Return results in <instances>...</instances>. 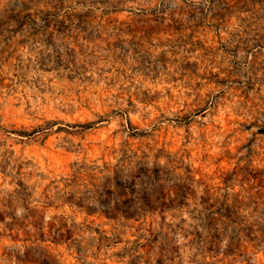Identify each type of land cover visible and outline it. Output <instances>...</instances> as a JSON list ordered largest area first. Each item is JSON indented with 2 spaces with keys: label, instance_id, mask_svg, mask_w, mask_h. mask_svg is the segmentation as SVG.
Segmentation results:
<instances>
[{
  "label": "rangeland",
  "instance_id": "obj_1",
  "mask_svg": "<svg viewBox=\"0 0 264 264\" xmlns=\"http://www.w3.org/2000/svg\"><path fill=\"white\" fill-rule=\"evenodd\" d=\"M259 216L264 0H0V264H264Z\"/></svg>",
  "mask_w": 264,
  "mask_h": 264
},
{
  "label": "trees",
  "instance_id": "obj_2",
  "mask_svg": "<svg viewBox=\"0 0 264 264\" xmlns=\"http://www.w3.org/2000/svg\"><path fill=\"white\" fill-rule=\"evenodd\" d=\"M119 176L118 170H115V177ZM134 177L131 174V178ZM122 187L124 186L121 184ZM119 188H117L118 190ZM119 191V195L124 194L123 192ZM139 208V207H138ZM207 211V224L202 226V231L197 230L196 234H198L201 238L207 236H211V238L218 239L220 235V224L224 225V227L233 226L234 230H238V233L245 231V228H252V223L243 224V216H235V209L236 206H205ZM139 209L135 206H115L112 210V214L115 217L122 215L127 219L135 218L137 214H139ZM261 219V224L264 227V216H259ZM219 221V222H218ZM258 221V220H257ZM220 223V224H218ZM205 233V235H204ZM211 239V241H212ZM47 239L44 238L43 234L40 238V241H46Z\"/></svg>",
  "mask_w": 264,
  "mask_h": 264
}]
</instances>
